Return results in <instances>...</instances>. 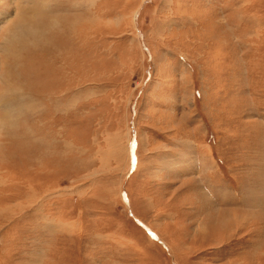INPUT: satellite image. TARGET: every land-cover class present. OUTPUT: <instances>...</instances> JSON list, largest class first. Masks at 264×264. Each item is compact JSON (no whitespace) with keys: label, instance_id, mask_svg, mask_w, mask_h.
<instances>
[{"label":"rangeland","instance_id":"1","mask_svg":"<svg viewBox=\"0 0 264 264\" xmlns=\"http://www.w3.org/2000/svg\"><path fill=\"white\" fill-rule=\"evenodd\" d=\"M26 5L47 40L0 51V264H264V0Z\"/></svg>","mask_w":264,"mask_h":264},{"label":"bare ground","instance_id":"2","mask_svg":"<svg viewBox=\"0 0 264 264\" xmlns=\"http://www.w3.org/2000/svg\"><path fill=\"white\" fill-rule=\"evenodd\" d=\"M14 4H15V8H16V16H15V19L14 20H10L8 16H10L9 12L7 13V11L5 12H1L2 16L0 17V32L4 31L3 33H0V42L2 41V49H0V51H3V50H8L9 52H12L14 54H17V55H20V53H23V48L25 46H27V44L29 45V47L31 48L32 46H34V48H42L44 47V41L46 39V35H40L39 37L35 34H31V32H34L37 34V32H35V30L31 29V26L29 27V24L31 23L29 21V19L31 18V15H29V12L31 14H34L32 12V8L30 7L29 8V5H26L24 8L22 7L23 6V3L26 1H29V0H11ZM38 1V0H37ZM38 4V3H37ZM41 4V3H39ZM38 4V5H39ZM42 13V12H41ZM8 14V15H7ZM39 15V14H38ZM8 17V18H7ZM27 17H30V18H27ZM18 19V20H17ZM32 19V18H31ZM19 27V32H16L14 31L15 28ZM23 27V28H26V30H22L23 33L20 31V28ZM12 30L14 31V33H12ZM28 33V35H25L22 37L23 34H26ZM11 34V36L8 37V35ZM34 35L38 38V40H35ZM34 39V41L32 43H30L29 39ZM47 40V39H46ZM49 41V40H48ZM9 42V44L7 43ZM1 44V43H0ZM22 50V51H21ZM26 51L28 50V48L25 49ZM30 53H32V49L30 51ZM8 55V53H5ZM5 54L4 56L2 55V53L0 54L1 56V59H2V67H1V71H2V77L5 79V75H6V69H5V65L8 64V61L5 57ZM16 61V59L18 57H13ZM12 61V60H11ZM15 61L11 62L13 63V65H15ZM27 62H32L33 64V61H29L27 60ZM5 63V65H4ZM24 64V62H23ZM4 65V66H3ZM9 65V64H8ZM11 65V64H10ZM37 79V78H36ZM33 80V79H32ZM35 80V78H34ZM42 80V79H41ZM41 80H36L38 83L37 84H33V85H30L33 87L34 91L35 92H38L39 90L41 91L42 87H43V84L40 83ZM33 82V81H32ZM42 82V81H41ZM36 85V86H35ZM38 86V87H37ZM42 86V87H41ZM32 89V88H30ZM52 89V88H51ZM43 90V89H42ZM50 90V89H49ZM39 91V92H40ZM47 91V90H46ZM6 94V93H5ZM10 108H12L11 106L8 108L10 110ZM19 108V107H18ZM20 109V108H19ZM8 110V111H9ZM33 110V109H32ZM128 153H129V150H127V157L128 156ZM130 155V153H129ZM129 160V159H128ZM18 204V203H17ZM8 210V208L6 209H3V213H1L0 216H7L6 211ZM1 212V211H0ZM235 216V215H234Z\"/></svg>","mask_w":264,"mask_h":264}]
</instances>
